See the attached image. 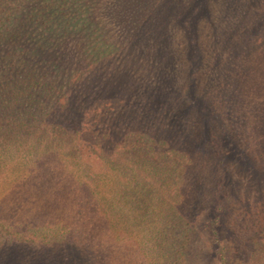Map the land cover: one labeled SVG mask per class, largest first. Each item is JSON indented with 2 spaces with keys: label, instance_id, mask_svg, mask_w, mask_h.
Here are the masks:
<instances>
[{
  "label": "trees",
  "instance_id": "trees-1",
  "mask_svg": "<svg viewBox=\"0 0 264 264\" xmlns=\"http://www.w3.org/2000/svg\"><path fill=\"white\" fill-rule=\"evenodd\" d=\"M200 2L127 103L158 0H0V264L264 263V0Z\"/></svg>",
  "mask_w": 264,
  "mask_h": 264
},
{
  "label": "rangeland",
  "instance_id": "rangeland-1",
  "mask_svg": "<svg viewBox=\"0 0 264 264\" xmlns=\"http://www.w3.org/2000/svg\"><path fill=\"white\" fill-rule=\"evenodd\" d=\"M159 4H161V6L159 8H161L159 11L163 12L164 17L163 18H167V20L165 21L163 18H161L160 23L155 24V22H153L152 28L157 27L158 31L160 32L158 34L159 38L163 37V42L160 43V40L158 42L157 38H153V34L152 32H150V30H147L148 28H146V31H148V33L145 31V34L149 37V38H145L144 40H140L139 42L137 41L136 43L130 44V43H126V41L124 42V46L123 47V58L124 57H128L127 52H130V54L132 55V61L131 60H127L128 65H130L131 67L133 66L134 68H129L135 70V74H139L141 79L140 81L134 80L135 78H126L125 79V83H126V87H124L123 85L119 86V99L121 98L122 102H127V103H131L134 100H138V102L140 101V97H141V92L143 93V91H145V86H147V82L148 84L151 82L153 85L155 83L156 80H161V77H163L162 75L164 74L163 72H161V69H158L155 64L152 63V59L153 58H149L145 56V53L147 52V54L149 53H155L157 46H160V50L163 51H174L172 53L171 58H173L174 62L173 63H178L179 61L177 57H180V53H182V43H185V39H184V33L182 30L178 29V25L177 22H175V20L172 22L170 21L171 17H174V13H176L178 11V8L182 5V3H193V2H200V3H207V12H206V19L204 20V25L202 24V26H205L206 29H209V25L212 24V22L214 23H218V22H224V24L226 25L227 21H231V19L237 23H241V21L244 20V15L246 14L247 16L249 15V13L244 12V14H242V11L240 12V10H238L239 16L238 18L235 17L236 16V12L232 15L231 10L230 11H226V9H228L231 6V3L234 0H158ZM244 2V9L248 10V4H247V0H243ZM224 8V9H223ZM162 14V13H161ZM221 16V18H220ZM208 20H210L209 22H206ZM204 27V28H205ZM151 28V31H152ZM200 28L202 30L203 27ZM155 31V30H154ZM156 34V32H154ZM141 42V43H140ZM139 46H141V48H139ZM162 46V47H161ZM153 47V48H152ZM122 49V48H121ZM158 49V48H157ZM137 53H136V52ZM142 51V54H139V52ZM181 51V52H180ZM136 54H135V53ZM125 53V54H124ZM148 54V55H149ZM147 60H146V59ZM157 60V59H156ZM172 60V61H173ZM123 61V59H122ZM172 63V64H173ZM177 64V65H178ZM118 68L114 69V72L117 71ZM113 72V74H114ZM143 72V73H142ZM173 72V71H172ZM175 73H178L177 75H179L180 71L177 69L175 71ZM112 76V75H111ZM176 76V75H175ZM185 75L183 73L180 74V77H184ZM138 78V77H136ZM183 79V78H182ZM111 82V81H110ZM110 82L108 84H110ZM117 85V84H116ZM115 85L116 89L117 86ZM162 85V83H161ZM172 86V84H167L165 83L164 85H162L163 89L168 88L169 86ZM149 92L153 93L154 90L151 89V86H149ZM173 89L176 90V87H173ZM143 90V91H142ZM147 91V90H146ZM174 91V90H173ZM172 102H176V100H173ZM171 103V102H170ZM247 199L252 200L255 195H247L246 196ZM254 263V261L251 262V264ZM255 264V263H254ZM258 264H264L263 262H258Z\"/></svg>",
  "mask_w": 264,
  "mask_h": 264
}]
</instances>
